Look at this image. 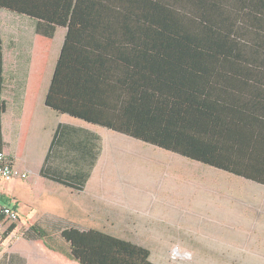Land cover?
<instances>
[{"label":"trees","instance_id":"obj_1","mask_svg":"<svg viewBox=\"0 0 264 264\" xmlns=\"http://www.w3.org/2000/svg\"><path fill=\"white\" fill-rule=\"evenodd\" d=\"M2 11L35 23L26 126L65 28L45 106L264 187V0H0ZM2 40L0 26V153ZM38 236L73 264H155L97 230Z\"/></svg>","mask_w":264,"mask_h":264},{"label":"crops","instance_id":"obj_2","mask_svg":"<svg viewBox=\"0 0 264 264\" xmlns=\"http://www.w3.org/2000/svg\"><path fill=\"white\" fill-rule=\"evenodd\" d=\"M2 12L0 26L3 24ZM12 17L27 22L31 33L23 38L26 39L24 52L22 48L21 54L15 52L13 61L6 60L3 42V98L7 103L1 119L2 151L12 160L15 176L6 181L4 187L5 181L0 182V195L7 203H13L18 211V221L12 225L0 248V264H73L48 250L45 247L47 241L38 236L58 235L67 227L101 231L132 241L150 252L147 245L137 240L147 232L151 239L163 238L156 234L165 229L138 211L135 198L140 187L137 186L149 185L139 182L132 168L139 167L140 159H153L149 154L139 156L138 148H149V145L68 114H58L45 106L52 74L65 41L66 29L59 27L55 28L26 126L22 104L35 23L23 16ZM7 71L11 73L7 75ZM121 160L131 168L128 173L119 169ZM182 161L187 162L186 159ZM21 173L27 174L28 178L21 179ZM16 177L21 180H14ZM54 177L64 181H55ZM228 222L248 226L233 216Z\"/></svg>","mask_w":264,"mask_h":264},{"label":"rangeland","instance_id":"obj_3","mask_svg":"<svg viewBox=\"0 0 264 264\" xmlns=\"http://www.w3.org/2000/svg\"><path fill=\"white\" fill-rule=\"evenodd\" d=\"M2 22L6 60L13 61L15 52L22 53L21 48L24 52L23 38L31 31L27 22L6 11ZM138 150L140 158L147 154L153 158L140 159L138 168L132 166L138 181L149 185L137 186L138 211L165 229L156 234L163 238L151 239L147 232L137 240L150 248L153 262L264 264V187L197 162H184L150 145ZM122 160L119 169L128 173L131 168ZM232 216L248 224L247 228L228 222Z\"/></svg>","mask_w":264,"mask_h":264},{"label":"built area","instance_id":"obj_4","mask_svg":"<svg viewBox=\"0 0 264 264\" xmlns=\"http://www.w3.org/2000/svg\"><path fill=\"white\" fill-rule=\"evenodd\" d=\"M12 163L8 160L4 152L0 153V182L11 181L14 176V169ZM20 178L25 180L28 178L27 174H20ZM18 221V211L13 203L7 201H0V248L4 244L5 239L13 224Z\"/></svg>","mask_w":264,"mask_h":264}]
</instances>
